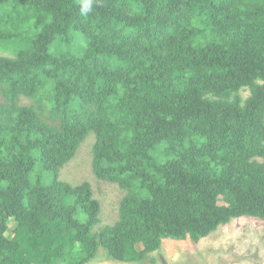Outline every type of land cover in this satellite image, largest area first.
<instances>
[{
	"label": "trees",
	"instance_id": "trees-1",
	"mask_svg": "<svg viewBox=\"0 0 264 264\" xmlns=\"http://www.w3.org/2000/svg\"><path fill=\"white\" fill-rule=\"evenodd\" d=\"M0 51V264H156L264 221V0H0ZM92 134L111 225L60 177Z\"/></svg>",
	"mask_w": 264,
	"mask_h": 264
},
{
	"label": "rangeland",
	"instance_id": "rangeland-1",
	"mask_svg": "<svg viewBox=\"0 0 264 264\" xmlns=\"http://www.w3.org/2000/svg\"><path fill=\"white\" fill-rule=\"evenodd\" d=\"M0 55L11 54L0 51ZM243 96L248 97L249 91H244ZM20 104H34V99L23 98ZM94 142L95 137L92 134L80 147L76 157L61 170L60 177L72 185L89 181L94 190V197L102 204L101 225H111L118 220L120 201L125 193L117 184L99 180L94 174ZM100 254L90 264H129L108 260L102 257V251ZM152 256L157 259L156 264H264V221L246 217L235 219L198 244L190 240H165L161 250Z\"/></svg>",
	"mask_w": 264,
	"mask_h": 264
},
{
	"label": "clouds",
	"instance_id": "clouds-1",
	"mask_svg": "<svg viewBox=\"0 0 264 264\" xmlns=\"http://www.w3.org/2000/svg\"><path fill=\"white\" fill-rule=\"evenodd\" d=\"M85 8L87 9V8H88V6L86 5V6H85Z\"/></svg>",
	"mask_w": 264,
	"mask_h": 264
}]
</instances>
